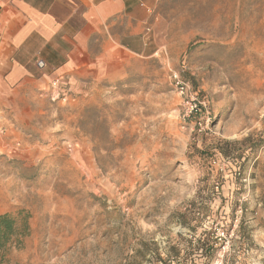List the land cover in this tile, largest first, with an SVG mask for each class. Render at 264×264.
Instances as JSON below:
<instances>
[{"label":"rangeland","instance_id":"rangeland-1","mask_svg":"<svg viewBox=\"0 0 264 264\" xmlns=\"http://www.w3.org/2000/svg\"><path fill=\"white\" fill-rule=\"evenodd\" d=\"M129 4L85 91L0 86L3 264H264V0Z\"/></svg>","mask_w":264,"mask_h":264},{"label":"crops","instance_id":"crops-1","mask_svg":"<svg viewBox=\"0 0 264 264\" xmlns=\"http://www.w3.org/2000/svg\"><path fill=\"white\" fill-rule=\"evenodd\" d=\"M129 0H0V86L30 82L43 89L70 81L85 91L124 52L112 30ZM51 84V85H50Z\"/></svg>","mask_w":264,"mask_h":264},{"label":"trees","instance_id":"trees-1","mask_svg":"<svg viewBox=\"0 0 264 264\" xmlns=\"http://www.w3.org/2000/svg\"><path fill=\"white\" fill-rule=\"evenodd\" d=\"M28 218L29 216L22 211L18 215L9 212L0 213V264L7 262V255L11 248L22 246L24 238L30 232ZM170 257L177 259L178 254L174 253Z\"/></svg>","mask_w":264,"mask_h":264},{"label":"built area","instance_id":"built-area-1","mask_svg":"<svg viewBox=\"0 0 264 264\" xmlns=\"http://www.w3.org/2000/svg\"><path fill=\"white\" fill-rule=\"evenodd\" d=\"M175 84H176L177 88L180 90V92H184L185 91L186 85L183 82H181L179 80H176ZM51 92H52L51 94L53 96L55 95V97H58V95L60 93H62V99L66 98V94H65L63 88L59 87L58 81L52 82V90H51Z\"/></svg>","mask_w":264,"mask_h":264}]
</instances>
